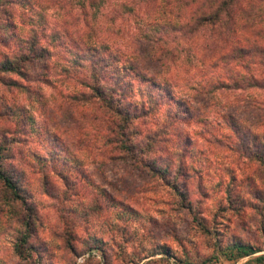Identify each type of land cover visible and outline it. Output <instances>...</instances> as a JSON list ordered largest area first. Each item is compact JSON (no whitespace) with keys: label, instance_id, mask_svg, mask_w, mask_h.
<instances>
[{"label":"rangeland","instance_id":"rangeland-1","mask_svg":"<svg viewBox=\"0 0 264 264\" xmlns=\"http://www.w3.org/2000/svg\"><path fill=\"white\" fill-rule=\"evenodd\" d=\"M202 1L192 4L197 8ZM134 2L47 0L39 10L13 8L19 27L9 24L1 37L16 51L20 24H30L31 17L44 21L43 42L71 66V74H87L94 63L112 84L166 12L159 37L171 43L176 62L161 76L176 89L173 98L184 100L137 81L136 95L145 92L157 110L138 127L145 136L165 124L166 135L151 154L172 168L169 176L187 198L136 169L100 163L98 135L66 99L69 85L33 80L31 93L0 85V108L2 101L14 108V117L0 116V127L10 132H0V153L37 217L25 226L26 207L4 199L0 188V264H264L256 259L264 257V0H229L218 25L190 32L167 25L178 12L175 23H182L185 7L142 0L126 13ZM97 44L103 47L88 50ZM156 70L150 64L142 69L148 75ZM175 150L184 151L183 173L175 172ZM234 243L259 250L233 261ZM150 252L157 254L148 257Z\"/></svg>","mask_w":264,"mask_h":264},{"label":"trees","instance_id":"trees-1","mask_svg":"<svg viewBox=\"0 0 264 264\" xmlns=\"http://www.w3.org/2000/svg\"><path fill=\"white\" fill-rule=\"evenodd\" d=\"M45 1L47 0H0V85H3L9 92L19 90L28 93L32 91L29 87V81L33 82L34 80L35 82L38 79H42L50 87H57L60 84L69 85L70 90L66 93V99L78 107L80 115L93 124L98 135L96 138V150L102 152L103 157L100 163H118L148 174L155 182L160 179L159 183L161 181L166 186L174 188L176 191L178 190V196L186 199L185 193L179 192V182L174 177H170L174 174L172 173V168L169 169L166 163H159L155 156L153 157L151 154L153 147H158L161 138L166 135L164 132L166 129L165 124L156 125L145 136H143L138 127L140 122H143L157 110L153 108L151 97L146 101L145 92L139 89V96L136 95L135 84L137 81L150 82L151 85L156 87L162 86L167 97L173 98L175 94L176 89L172 87L171 82L164 78L163 75L161 76L162 71L163 73L168 72L170 65L176 62L174 49L170 47L171 43L168 42L169 44L166 45L167 42L164 43L161 40L162 38L159 37V33L164 32L162 30V27H165V24L162 23L164 17L169 15H166V12L161 13L158 18L159 21L157 20L156 22L158 30L145 34L140 38L137 52L135 51L134 55L131 56L133 60L129 61L125 68L118 70L117 79L111 84L105 78L103 72L97 66H94V63L87 74L75 75L70 72L71 66L65 64L61 59H55L51 47L42 40L47 35L45 33L47 26L44 21L43 23L31 17L30 24L26 25L25 22L20 24L22 41L20 48L16 51L13 47H10L5 38L1 37L2 31H4V28L9 27V24L15 23L13 27H19L14 21L13 8H26L27 11L39 10V7L42 8L41 6L44 5ZM138 1L142 0H135L133 6L124 7L123 10L129 14L133 13ZM193 2L194 0H167V6L175 3L174 5L185 7L188 10L185 14L183 13L185 16L182 23H175L176 18L182 16V13L178 12L176 14L177 17L172 19L171 16L168 17L167 25L172 24V28L183 27L189 32L203 27L206 28L207 26L214 27L215 24L218 25L221 22V11L228 10L229 7V0H203L197 8L193 6ZM92 4L89 3V5ZM82 5L85 7L84 3ZM171 11L169 14H172ZM6 13H9L8 18H1ZM12 18H14L13 21ZM48 36L51 41L53 36ZM89 37L90 35H87V38ZM2 47H6L5 52H1ZM101 47L103 46L97 44L90 46L88 50L95 52ZM50 58L54 60L50 61L53 63H51V67L50 63L47 62ZM68 63L71 64L70 61ZM145 64L156 65L157 70L160 69L161 72L159 73L156 70L148 75L142 71ZM47 71L51 73L47 75ZM157 78L162 79L160 84ZM173 99L177 100L178 103L184 100L183 98ZM1 103L0 109L5 111L0 110L1 112L3 111V114L0 112V116L9 115L10 118L14 117V108L9 106L8 102L2 101ZM172 103L175 104L176 102L173 101ZM170 106L172 107L173 105L171 104ZM166 110H168V107L165 108ZM0 132L2 137L10 133L8 128L4 127H0ZM182 152L175 150L174 154L178 160L184 154V151ZM9 165L7 158L2 157L0 153V188L5 192L3 197L11 204L21 202L23 207H26V212L23 217L21 216V220L25 226L31 227L30 225L34 224L37 219L33 204L29 202L25 195H22L21 184ZM183 167V162L180 160L177 166L178 169L175 172L183 173ZM47 183L44 180L42 186L45 192L49 193L50 191L46 187ZM135 187L140 186L136 185ZM106 194L108 198H115L114 195L105 191ZM24 237L27 238V235L24 234ZM229 250L232 252L230 253L231 259L238 261L259 249L247 243H234L229 247ZM156 254L157 252H150L147 256H155ZM161 254L170 256L167 252H162ZM256 259L264 260V257L258 256ZM177 261L182 264H191L180 259Z\"/></svg>","mask_w":264,"mask_h":264}]
</instances>
